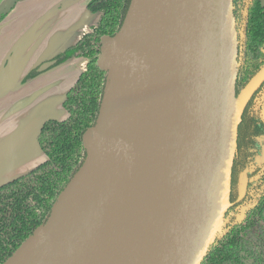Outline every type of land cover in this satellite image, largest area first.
<instances>
[{
    "label": "water",
    "instance_id": "water-1",
    "mask_svg": "<svg viewBox=\"0 0 264 264\" xmlns=\"http://www.w3.org/2000/svg\"><path fill=\"white\" fill-rule=\"evenodd\" d=\"M238 52L234 0H131L102 39L107 85L87 156L4 264H202L231 206L242 116L264 82L263 67L238 96Z\"/></svg>",
    "mask_w": 264,
    "mask_h": 264
},
{
    "label": "trees",
    "instance_id": "trees-1",
    "mask_svg": "<svg viewBox=\"0 0 264 264\" xmlns=\"http://www.w3.org/2000/svg\"><path fill=\"white\" fill-rule=\"evenodd\" d=\"M241 1L243 0H234L236 19L238 2ZM263 1L251 0L249 3L246 30L248 52L245 61L239 64L238 76L242 73L251 75L264 63V7L260 6ZM130 3L131 0H90L89 10L100 15L97 26L86 32L74 46L44 61H53L51 68L77 59L88 63L87 70L80 74L65 98L63 105L68 113L67 119L46 121L38 135L37 141L47 156L46 161L0 187V264H4L47 221L60 193L87 156L83 135L96 124L107 85L108 75L98 66L102 39L105 36H115L120 30ZM38 69L39 67L33 68L22 83L39 76L41 72ZM246 125L249 127L247 114L242 119L240 133ZM245 149L240 137L233 171L234 180L237 164ZM263 212L264 198L258 210L253 214L249 212L246 219L264 221ZM244 227L246 233L230 232L226 242L220 245L226 234L223 228L202 264H264V223ZM240 251H246L249 257L243 259Z\"/></svg>",
    "mask_w": 264,
    "mask_h": 264
},
{
    "label": "crops",
    "instance_id": "crops-1",
    "mask_svg": "<svg viewBox=\"0 0 264 264\" xmlns=\"http://www.w3.org/2000/svg\"><path fill=\"white\" fill-rule=\"evenodd\" d=\"M9 1L0 0V12ZM59 1L20 0L0 22V166L9 165L12 159L36 149L34 146L38 143L34 142H38L39 134L35 137V131L28 132L25 127L22 132H17L18 128L22 123L31 124L41 108H49L51 103L48 100L43 102V99L60 81L76 76L77 70L82 72L85 64L82 61L66 63L22 83L33 69L26 68L25 63L37 42L36 36L42 31L37 27L36 32L32 31L29 35L28 32L43 15L54 9L49 6Z\"/></svg>",
    "mask_w": 264,
    "mask_h": 264
},
{
    "label": "rangeland",
    "instance_id": "rangeland-1",
    "mask_svg": "<svg viewBox=\"0 0 264 264\" xmlns=\"http://www.w3.org/2000/svg\"><path fill=\"white\" fill-rule=\"evenodd\" d=\"M90 0H60L56 4H51L49 8H53L28 32V35L37 27L41 29V33L36 36V44L31 53L28 54L25 67L36 68L40 67L43 60H46L58 52L74 46L86 32L92 31L97 26L100 15L92 13L88 8ZM77 62V60L75 61ZM32 70V69H30ZM78 74L60 81L55 86L52 92H49L47 97L51 106L47 109L41 108L38 115H35L32 123H23L18 128L17 132H22L23 127L29 132L35 131V137L39 134L40 129L48 120H65L68 113L63 105L66 98V93L70 88L75 86V83L80 76ZM37 143L36 141L34 142ZM36 149L33 151L19 155L13 162L0 166V186L5 185L35 169L47 159L44 151L36 144ZM21 166V167H20Z\"/></svg>",
    "mask_w": 264,
    "mask_h": 264
},
{
    "label": "flooded vegetation",
    "instance_id": "flooded-vegetation-1",
    "mask_svg": "<svg viewBox=\"0 0 264 264\" xmlns=\"http://www.w3.org/2000/svg\"><path fill=\"white\" fill-rule=\"evenodd\" d=\"M250 1L251 0H243L241 2H238V6H237L236 24H237L238 41H239V52H238L239 64L245 61L248 52L247 50L248 31L246 30H247L248 8ZM260 6L264 7V1L261 3ZM77 61H82L83 63H85L82 72L86 71L88 62L86 60H79V59H77ZM47 63H53V61H47V62L43 61L39 69ZM51 67L41 72V74L52 69ZM263 67H264V63L260 64L257 70L251 75L242 73L241 76H238V80H237L238 96L249 84V82L261 71ZM245 114H247L249 118V127L246 125L244 131L240 133V126L242 125V120H241L239 126V134H238V148L241 137L242 145L246 146V149L243 152V156L241 154L239 162L237 164V174L235 175V180L232 174L233 178H232L231 206L226 214V220L224 225L226 234L222 237L223 242L220 245H223L226 242V240L229 237L228 233L230 232L233 233L236 231L237 233L244 234L247 232L246 230H244L245 228L244 226L255 227L258 224L262 225L264 223V221L262 220L251 221L246 219V216L249 212L253 214L256 210H258V206L260 205L261 200L264 198V82L254 92L253 96L249 100L245 108L244 114L242 116V119ZM238 148L236 155L238 153ZM233 171H234V166H233ZM262 217L264 218V212L262 213ZM240 256L243 257V259H245L249 257V254L246 251H240Z\"/></svg>",
    "mask_w": 264,
    "mask_h": 264
}]
</instances>
